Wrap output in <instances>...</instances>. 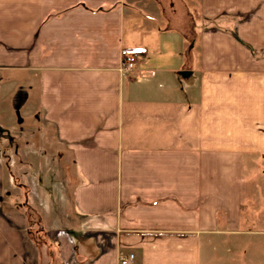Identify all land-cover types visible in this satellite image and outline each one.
Returning a JSON list of instances; mask_svg holds the SVG:
<instances>
[{"label": "crops", "instance_id": "1", "mask_svg": "<svg viewBox=\"0 0 264 264\" xmlns=\"http://www.w3.org/2000/svg\"><path fill=\"white\" fill-rule=\"evenodd\" d=\"M0 264H264V0H0Z\"/></svg>", "mask_w": 264, "mask_h": 264}, {"label": "rangeland", "instance_id": "2", "mask_svg": "<svg viewBox=\"0 0 264 264\" xmlns=\"http://www.w3.org/2000/svg\"><path fill=\"white\" fill-rule=\"evenodd\" d=\"M192 43L189 44V47H191ZM197 76V75H196ZM62 172L60 173V176H63V178H61V190L63 191L65 189V191L67 192V197H69L68 195L72 194L73 188H74V183L76 180V176H77V171L75 170V167L73 165H62ZM69 176V179L67 180L66 178ZM69 181V182H68ZM65 183V184H64ZM67 197L64 195H62L60 198L58 197L55 201V204L60 205V208L62 210H65V218H60L58 221V225H69L71 223H67V222H71L73 219V216H75V212H74V208H73V203H71L70 201H66ZM71 197V196H70ZM54 200V198H53ZM44 203L45 204H50L48 200H46V198L44 197ZM60 215L62 216V213H60ZM71 216V218H70ZM68 220V221H67ZM54 222V221H53ZM57 223V222H56Z\"/></svg>", "mask_w": 264, "mask_h": 264}, {"label": "built area", "instance_id": "3", "mask_svg": "<svg viewBox=\"0 0 264 264\" xmlns=\"http://www.w3.org/2000/svg\"><path fill=\"white\" fill-rule=\"evenodd\" d=\"M138 58L134 53H127L122 59L121 70L125 73L132 72L136 69Z\"/></svg>", "mask_w": 264, "mask_h": 264}, {"label": "water", "instance_id": "4", "mask_svg": "<svg viewBox=\"0 0 264 264\" xmlns=\"http://www.w3.org/2000/svg\"><path fill=\"white\" fill-rule=\"evenodd\" d=\"M184 74H188V71L187 72H184Z\"/></svg>", "mask_w": 264, "mask_h": 264}]
</instances>
